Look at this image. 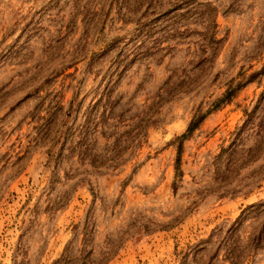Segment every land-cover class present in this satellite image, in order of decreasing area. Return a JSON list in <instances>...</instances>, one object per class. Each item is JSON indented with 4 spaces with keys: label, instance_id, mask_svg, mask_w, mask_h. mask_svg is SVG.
Returning a JSON list of instances; mask_svg holds the SVG:
<instances>
[{
    "label": "rangeland",
    "instance_id": "rangeland-1",
    "mask_svg": "<svg viewBox=\"0 0 264 264\" xmlns=\"http://www.w3.org/2000/svg\"><path fill=\"white\" fill-rule=\"evenodd\" d=\"M0 264H264V0H0Z\"/></svg>",
    "mask_w": 264,
    "mask_h": 264
},
{
    "label": "trees",
    "instance_id": "trees-1",
    "mask_svg": "<svg viewBox=\"0 0 264 264\" xmlns=\"http://www.w3.org/2000/svg\"><path fill=\"white\" fill-rule=\"evenodd\" d=\"M202 119H203V116L200 117L199 119H196V120L192 121V122L190 123V125L188 126L187 134H183V135L180 137V139L182 140L184 137H186V136H187V135L193 130V128H194L196 125H198V124L202 121ZM181 149H182V144L179 143V145H178V158H177V160H176V169L179 168V161H180V159H179V155H180V153H181Z\"/></svg>",
    "mask_w": 264,
    "mask_h": 264
}]
</instances>
